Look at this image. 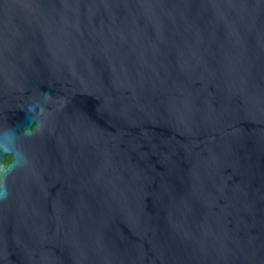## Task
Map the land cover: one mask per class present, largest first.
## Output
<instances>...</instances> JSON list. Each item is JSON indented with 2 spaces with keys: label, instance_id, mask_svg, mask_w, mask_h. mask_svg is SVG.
<instances>
[{
  "label": "water",
  "instance_id": "95a60500",
  "mask_svg": "<svg viewBox=\"0 0 264 264\" xmlns=\"http://www.w3.org/2000/svg\"><path fill=\"white\" fill-rule=\"evenodd\" d=\"M0 264H264V0H0Z\"/></svg>",
  "mask_w": 264,
  "mask_h": 264
},
{
  "label": "flooded vegetation",
  "instance_id": "af4514ba",
  "mask_svg": "<svg viewBox=\"0 0 264 264\" xmlns=\"http://www.w3.org/2000/svg\"><path fill=\"white\" fill-rule=\"evenodd\" d=\"M35 126H36V123L35 124H33L32 126H31V129H34L35 128ZM73 143H74V141H73ZM71 144H72V139H71V141L69 142V146H71ZM6 158H8L9 160L8 161H5V163H8L9 161H11V159H12V157L11 156H7ZM5 158V159H6Z\"/></svg>",
  "mask_w": 264,
  "mask_h": 264
},
{
  "label": "trees",
  "instance_id": "16d2710c",
  "mask_svg": "<svg viewBox=\"0 0 264 264\" xmlns=\"http://www.w3.org/2000/svg\"><path fill=\"white\" fill-rule=\"evenodd\" d=\"M8 160H9L8 158L5 159V161H8Z\"/></svg>",
  "mask_w": 264,
  "mask_h": 264
}]
</instances>
